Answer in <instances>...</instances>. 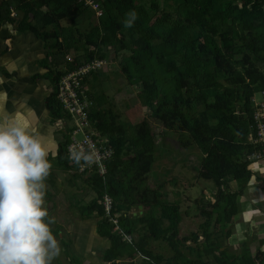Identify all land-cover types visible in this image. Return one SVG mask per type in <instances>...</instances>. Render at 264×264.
<instances>
[{
    "label": "trees",
    "instance_id": "trees-1",
    "mask_svg": "<svg viewBox=\"0 0 264 264\" xmlns=\"http://www.w3.org/2000/svg\"><path fill=\"white\" fill-rule=\"evenodd\" d=\"M96 1L105 11L98 17L96 27L84 33L82 46H91L87 60L93 59L95 50L115 39L118 32L124 35L126 30L130 42L148 55L153 50L151 40L159 39L161 46L169 50L163 52L164 55L161 52L155 56L166 72L175 75L177 92L176 98L170 102L157 101L154 81L143 80V98L155 105L151 106L150 117L135 125V134L130 138L124 136V126L115 121L109 109H100L91 116L92 126L104 134L114 148L106 174L83 178L95 197L82 207L81 214L89 218L94 213L98 218L96 233L109 241L108 247L102 251V262L134 264L120 260L126 247L129 257L136 253L141 255V264H159L162 256L153 254L147 244L149 239H164L172 251L164 264H206L202 258L208 255L215 264H264V253L251 260L238 259L222 249L231 234L229 226L238 213L240 195L239 190L229 188L228 178L239 182L253 176L244 156L252 147L246 138L252 110L250 98L258 90V86L250 81L264 78V0H250L249 3L242 0H151L148 6L138 0ZM88 8L79 0H3L0 20L14 22L16 17L11 16V9L21 13L17 29L33 32L45 42L48 50H57L53 59L59 63L64 57L62 40L73 35V28ZM131 10L137 13V19L132 27L127 28L124 21L126 13ZM65 18L69 19L70 28L60 25V20ZM148 18L150 23L144 27ZM174 56L180 57L179 64ZM137 59L134 55L133 60ZM80 60L75 59L76 65L68 70L81 65L84 60ZM43 66L47 68L44 77L52 87L46 106L53 119L61 118L63 111L56 92L57 83L66 70L52 68L45 61ZM183 89L188 90L186 95ZM178 98H184L187 112L179 111ZM196 106L200 107L197 111ZM175 118L180 120L183 130L188 132L203 156L204 177L213 179L216 186L214 200L208 201L200 210L204 217L199 225L202 240L198 239L196 232L190 237H179V205L160 200L155 188L141 186L137 180V177L144 180L145 173L155 161L150 121L165 124ZM65 145L66 136L63 135L55 159L64 169L67 168ZM129 153L132 157L125 159ZM104 194L112 199L108 215L99 203ZM139 205L143 210L157 207L159 214H126L129 208ZM112 218L117 220L122 234L134 236L130 241L123 240L120 233L113 231ZM137 225L146 230V236L138 235ZM189 241L192 242L188 247L192 255L182 249ZM60 243L68 263L81 264L70 250L69 242L61 240Z\"/></svg>",
    "mask_w": 264,
    "mask_h": 264
},
{
    "label": "rangeland",
    "instance_id": "rangeland-1",
    "mask_svg": "<svg viewBox=\"0 0 264 264\" xmlns=\"http://www.w3.org/2000/svg\"><path fill=\"white\" fill-rule=\"evenodd\" d=\"M150 1L138 0L137 2L144 3L148 6ZM242 1L244 3L250 2V0ZM104 11L105 8L101 9L102 15ZM17 16L20 17L21 13L17 14ZM81 19L79 24L73 28V35L69 39L62 40L61 51L64 54L63 60L59 63L54 62L53 55L57 53V50H51L49 52L48 63L52 68L65 71L69 69L68 67L76 65L75 59L77 58L84 60L83 62L90 61L87 60V54L91 46H87V48L82 46L85 42L84 33H88L91 29L95 28L97 23H99V19L90 7ZM149 23L150 18L144 22V27H147ZM60 25L70 28L69 19L65 18L60 20ZM129 39V35L125 30L124 35L118 32L115 39L99 46L95 50L94 58L103 59L105 62L94 66L93 71L85 74L87 77L85 76L86 78L83 81L84 87L88 89L87 95L90 94V98L96 102L97 113L100 109H109L114 115L115 121L124 126V136L126 138H130L135 134V125L137 123L143 118L150 117L151 106L155 105L154 102L150 103L143 98V80L152 79L154 81L157 101L170 102L177 96L174 88L175 75L171 72H166L164 67L158 63L155 56V54H161V52V55H164L163 52L169 49L161 46L159 39H154L151 40L153 47L152 54L148 55L132 44ZM134 55L137 56V61L133 60ZM66 56L68 57L65 58ZM174 59L177 64L180 63L179 56H174ZM250 83L258 86V88L262 87L264 78L255 79L250 81ZM187 91L186 89L182 90L185 95L188 93ZM254 97L255 100H259L261 98L260 91H256ZM183 100L184 98H178V109L184 113L187 110L185 109ZM199 108L196 106L195 110L197 111ZM62 122H65L64 118H62ZM150 122L151 135L154 142L153 154L155 155V161L150 166L148 172L145 173L147 175L144 177V180L142 181L140 177H137V180L138 182L140 181L141 186L155 188L160 200L174 202L179 205V214L181 217L178 223L179 237H190L192 233L196 232L198 239L202 240V228L199 225L204 221V217L200 214V210L208 201L214 200L213 197L216 192L213 179H207L203 175L204 172L201 165L203 156L197 146L192 142L188 132L183 130L178 118L165 124L153 120ZM64 126L65 123L64 125H60V127L57 126L56 129L58 130L55 133L56 139L58 137L60 138V135H64ZM130 156L132 157L131 153L126 155L125 159H129ZM251 171L253 176L246 180L238 182L228 178L229 188L231 190H239L240 195L238 196V213L233 217L231 225L229 224L231 234L224 242L222 248L226 250V253L234 254L238 259L248 258L250 260L260 255L262 253L261 245L264 246V233H259V230L264 229V226H258L260 218H262L260 221L264 223V164L255 166ZM66 174L69 179H72L76 183L83 182L82 177H72L67 172ZM59 177L65 183V176L60 175ZM157 184L160 186H157ZM76 190V187L72 186L69 192L65 190L62 193L68 195L65 199L68 204L64 208H66V211H69V220L73 218L77 219L79 216L81 217V213L83 212L81 210L82 207L89 204L93 197H95V194L89 191L88 186L83 188L84 191L77 192ZM70 194H73V197ZM60 197H64V195H60ZM142 212H149L151 215L159 214L157 207L143 210L139 206L129 208L126 214L128 216H139ZM72 222L70 223V231L73 228ZM239 223L240 226L238 227ZM137 227L138 235L146 236V230L141 228L140 225H137ZM226 227H228V224ZM69 233H72V235H65L66 238L68 237L67 240L69 241V248L71 250V247L74 249V234L73 232ZM91 242L93 243L92 240ZM190 243L192 242H186L182 249L185 253L192 255L193 253L188 249ZM204 244L201 246H204ZM103 247L104 243H96L95 246H89L88 253L94 257V259H90L91 262H86V252L81 247L83 255L78 254L77 259L82 264H105L102 262V259L99 262V255H101L99 252ZM147 248L153 254L162 256L163 262L161 261L159 264H164V261L172 255V251L164 239H149ZM128 251L129 249L126 247L123 248V255L120 260L126 263L132 261L134 264H141V255L136 253L133 257H129ZM202 259L206 264H215L211 255L204 256ZM53 264L69 263L65 255L60 254L53 261Z\"/></svg>",
    "mask_w": 264,
    "mask_h": 264
},
{
    "label": "clouds",
    "instance_id": "clouds-1",
    "mask_svg": "<svg viewBox=\"0 0 264 264\" xmlns=\"http://www.w3.org/2000/svg\"><path fill=\"white\" fill-rule=\"evenodd\" d=\"M136 19L129 11L124 26ZM29 100L22 96L9 110L8 94L0 92V264H53L61 254L51 228L56 220L45 205L53 141L40 130L42 114ZM68 157L81 168L97 164L104 170L92 144L69 145Z\"/></svg>",
    "mask_w": 264,
    "mask_h": 264
},
{
    "label": "crops",
    "instance_id": "crops-1",
    "mask_svg": "<svg viewBox=\"0 0 264 264\" xmlns=\"http://www.w3.org/2000/svg\"><path fill=\"white\" fill-rule=\"evenodd\" d=\"M2 1L3 0H0V4ZM11 11L14 10L11 9ZM14 13L13 17H16L14 22L11 23L0 20V92H6L8 94L9 110L13 107V101L18 100L22 96L30 97L28 104L31 108L35 109L37 115L42 114L40 130L46 132L52 138L53 142L51 147L56 156L58 142L63 135L58 133L60 138L58 137L56 139L55 133L58 129H56L57 125L55 122L57 118L53 119L51 117L45 103L52 87L49 80L44 77L47 68L43 66V61L49 64L48 56L50 50L46 48L45 42L38 38L33 32L19 31L17 29V22L21 16L18 17L15 11ZM55 156L49 155L52 168L50 175L45 181L47 185L45 205L49 209V214L54 216L56 220V222L51 225L53 234L56 236L61 246V240L68 241V237L66 238L65 234L71 236L72 233L69 232H73L74 249L71 247V250L74 256L77 259L78 254L83 255L82 249H84L86 252V262H91L90 259H94V257L88 253L89 246H95L96 243H104V247L101 250L103 251L108 247L109 241L96 233L95 223L98 218L93 216L94 213L91 215L93 218H87L85 215H82L77 219L73 218L69 220V211H66V208H64L68 204L67 201H65L68 195L62 193L65 192V190L69 192L72 186L76 187L77 192L82 191L83 188L87 186L90 189L89 191L92 193H94V191L91 190L85 180H83L82 183H76L72 181V179H69L65 169L56 162ZM60 175L65 176V183H63V179L59 177ZM60 195H64V197H60ZM70 196L73 197V194H70ZM261 219L262 218L259 219L258 226H264V223L260 221ZM71 222L73 223V228L70 231ZM239 226L240 223L238 224V227ZM259 231V233H264L263 228ZM86 246H88V248H86ZM101 251L99 253L102 254ZM261 251L264 253L263 245H261ZM61 254L64 255L62 247ZM99 256L100 262L102 258L101 255ZM77 261L81 263L78 259ZM97 261L94 262L98 263Z\"/></svg>",
    "mask_w": 264,
    "mask_h": 264
},
{
    "label": "built area",
    "instance_id": "built-area-1",
    "mask_svg": "<svg viewBox=\"0 0 264 264\" xmlns=\"http://www.w3.org/2000/svg\"><path fill=\"white\" fill-rule=\"evenodd\" d=\"M79 1H83L85 5L92 8L97 18L101 16V7L98 1ZM10 14L14 15L15 13L11 11ZM102 62L105 61L100 58H93L88 62H83L75 69H66V72L57 83L56 99L62 108L63 117L57 118L55 123L59 127L65 123V154L67 157V168L65 171L72 177L79 176L86 179L93 175L103 176L107 173V162L114 155V148L108 142L107 137L92 126L91 116L97 114L96 102L87 95L88 89L83 85L84 78L87 77L85 74H89L94 70V66ZM257 91H260L261 98L255 100V92L250 98L252 110L246 137L248 144L252 147L244 156V160L249 163L251 170L255 166L264 164V87H259ZM62 118L65 119L64 123L62 122ZM78 143L84 147H87V144L95 146L101 157L100 163L103 165V171H101L100 166L97 164L81 168L80 165L69 160V145H76ZM99 203L103 206L105 215H108L112 209V199L107 194H104L99 198ZM112 222L114 223L113 231L120 233L123 240L130 241L132 239V236L121 233L115 218H112Z\"/></svg>",
    "mask_w": 264,
    "mask_h": 264
},
{
    "label": "water",
    "instance_id": "water-1",
    "mask_svg": "<svg viewBox=\"0 0 264 264\" xmlns=\"http://www.w3.org/2000/svg\"><path fill=\"white\" fill-rule=\"evenodd\" d=\"M139 208L141 209V208H142V206H141V205H139Z\"/></svg>",
    "mask_w": 264,
    "mask_h": 264
},
{
    "label": "bare ground",
    "instance_id": "bare-ground-1",
    "mask_svg": "<svg viewBox=\"0 0 264 264\" xmlns=\"http://www.w3.org/2000/svg\"><path fill=\"white\" fill-rule=\"evenodd\" d=\"M257 164H259V163H257Z\"/></svg>",
    "mask_w": 264,
    "mask_h": 264
}]
</instances>
